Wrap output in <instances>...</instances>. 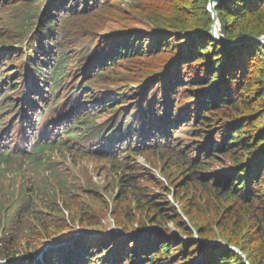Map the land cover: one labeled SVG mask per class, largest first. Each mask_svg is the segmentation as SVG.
<instances>
[{
    "label": "trees",
    "instance_id": "trees-1",
    "mask_svg": "<svg viewBox=\"0 0 264 264\" xmlns=\"http://www.w3.org/2000/svg\"><path fill=\"white\" fill-rule=\"evenodd\" d=\"M209 1L0 0V138L61 128L1 145L42 155L20 198L0 189V234L29 213L4 264H264V44L214 39ZM214 11L224 40L264 37V0ZM65 149L79 176L49 162Z\"/></svg>",
    "mask_w": 264,
    "mask_h": 264
},
{
    "label": "rangeland",
    "instance_id": "rangeland-1",
    "mask_svg": "<svg viewBox=\"0 0 264 264\" xmlns=\"http://www.w3.org/2000/svg\"><path fill=\"white\" fill-rule=\"evenodd\" d=\"M125 6H126V4L123 5V7H125ZM15 19L16 18L10 19L11 20L10 21L11 22L10 27H9L10 30L13 29L15 24L21 22L20 20L18 22H16ZM22 59H23V57H22ZM60 129L61 128L59 127L56 130L50 129L48 131H44L41 127H39V124H37L36 126L32 125V129H27L25 127L22 130V128L16 127V128H13L11 132H8L7 136H4V138H0V148H1V145H5L9 141H11V143H12L11 145H13L17 142L20 146L19 152L22 154H26V153L30 152V150H31L30 146L32 144V138L36 139V137L38 138V136H41L42 134L44 135L45 139H50V140H52L53 144H56L60 139V136H59ZM16 132L19 133L20 135L19 136L13 135L12 138L10 139L11 134L16 133ZM10 150H12V152H13V150L15 151L14 147L11 148ZM1 151L6 152L7 150L3 149V146H2V148L0 149V152ZM41 156L42 155L31 158L30 162L23 161V159L17 160L14 162H12V161L4 162V163L1 162L0 163V189L7 191L9 196H11L13 198L19 197L18 192H20V190H22L24 188V185H25L24 179H26L27 175L33 170V168H36L35 163L39 162V160L42 158ZM47 156H48V158L50 157L49 162L54 164L56 166V168H58V169L67 168L76 176H79V173L81 171L80 166L81 165L85 166V164H82V163L80 164V166L77 165V162H75V160H74L73 150L68 151L67 149H65V150H61V151H58V152L53 153V154H49ZM44 160L46 161L45 164L49 163V162H47L46 156L43 158L42 161H44ZM86 162L88 164L92 165V166H90V169H91L93 167V163H91L88 159H86ZM81 178H83V176H81ZM2 195H6V193L5 194L2 193ZM10 206L13 207V202L10 203V201L7 200V205L4 207L1 214L5 215V213L10 212V209L8 210V208H7ZM28 214L29 213L23 212V214L18 216V218L23 220V218ZM18 218L12 219L8 223V227L3 228V231L0 234V236H2V237L5 236L6 240L9 237H11L10 240L11 241L14 240V245L18 241H21V236H24V235H19V234L25 231V227L23 226V224L19 223ZM167 230L169 232H172L173 228L171 226H168ZM171 234L173 237L177 236L176 232H174V231ZM205 244L208 248L211 246L208 243V241H205ZM7 246H13V245L8 244ZM1 259L2 258H0V261H1Z\"/></svg>",
    "mask_w": 264,
    "mask_h": 264
},
{
    "label": "water",
    "instance_id": "water-1",
    "mask_svg": "<svg viewBox=\"0 0 264 264\" xmlns=\"http://www.w3.org/2000/svg\"><path fill=\"white\" fill-rule=\"evenodd\" d=\"M224 1H227V0H210L209 1L208 11H210L211 15L213 16V25H212L211 30H210L213 38L216 39L217 41H219L221 43L223 42L229 46H235V45H238V44L245 42L247 40H249V41H260L261 43L264 44V37L254 38V39H250V38L249 39H238L236 41H226L221 37L220 33L218 32L219 31L218 16L216 15L214 8L216 6H218L219 4H221V2H224ZM215 26H217V30H216L217 32L214 31Z\"/></svg>",
    "mask_w": 264,
    "mask_h": 264
},
{
    "label": "bare ground",
    "instance_id": "bare-ground-1",
    "mask_svg": "<svg viewBox=\"0 0 264 264\" xmlns=\"http://www.w3.org/2000/svg\"><path fill=\"white\" fill-rule=\"evenodd\" d=\"M120 18H121V17H120ZM216 30H217V26H215V28H214V31H215V32H217ZM218 32H219V31H218ZM219 33H220V32H219ZM145 43H146V42H145ZM45 81H46V80H45ZM198 125H199V124H198ZM164 140H165V139H164ZM168 141H169V139H168Z\"/></svg>",
    "mask_w": 264,
    "mask_h": 264
}]
</instances>
